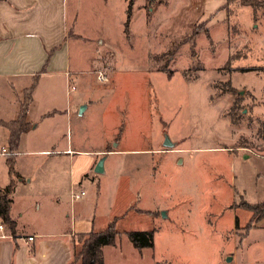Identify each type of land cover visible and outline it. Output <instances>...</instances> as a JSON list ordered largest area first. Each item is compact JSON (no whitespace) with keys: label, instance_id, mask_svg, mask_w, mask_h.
<instances>
[{"label":"rangeland","instance_id":"1","mask_svg":"<svg viewBox=\"0 0 264 264\" xmlns=\"http://www.w3.org/2000/svg\"><path fill=\"white\" fill-rule=\"evenodd\" d=\"M129 1H73L79 12V32L96 37V53L103 52L94 71L105 70L110 83L114 63L117 67L112 83L106 85L109 105L95 103L96 93L78 80L81 77L98 86L101 83L95 74H79L72 97L85 101L88 108L83 113L74 108L71 114L77 115L69 124L41 125L22 140L23 145L26 140L36 144L41 138L50 149L70 144L94 149L114 137L115 131L108 125L111 120L126 121L120 148L144 149L161 141L165 145L167 138L175 144L170 150L162 146L163 150L175 152V157H169L180 160L173 166L166 153L157 156L159 163L164 159V165L155 183L146 172L149 156H109V169L98 184L83 182L86 196L72 204L78 209L98 188V211H106L111 202L113 212L119 215L115 242H120L121 249L118 255L107 254V264L119 259L125 264H153L152 259L155 264H264V228L252 226L257 222H251L254 216L244 206V199L251 204L264 200V158L251 155L243 159L240 151L227 149L231 145L236 148L240 136V143L253 150L256 146L245 143L238 128L253 136H257L258 127L264 129L249 117L251 98L230 88L233 84L224 77L230 51L223 40L238 30L235 21L249 22L251 6L222 0L226 22L210 28L200 19L205 10L203 0H150L145 10L152 19L146 27L135 14L126 26ZM251 1L256 4L254 15H262L264 20V0ZM150 7L153 14L148 12ZM76 50L73 54L80 59L91 54L87 44ZM83 65L89 66L87 59ZM86 67L82 68L88 70ZM234 85H238L237 77ZM106 106L108 114L101 112ZM260 142L257 145L262 146ZM62 160L53 167L65 168V157ZM62 175L54 182L65 184L68 175ZM70 191L61 194L62 208L69 214ZM157 208H162L161 212L170 209L169 216L138 211ZM250 222L251 227L246 228ZM148 229L154 230V245L142 248L136 256L124 232Z\"/></svg>","mask_w":264,"mask_h":264},{"label":"crops","instance_id":"2","mask_svg":"<svg viewBox=\"0 0 264 264\" xmlns=\"http://www.w3.org/2000/svg\"><path fill=\"white\" fill-rule=\"evenodd\" d=\"M73 1L0 0V150L1 148L11 150L8 143L10 131L6 124L19 118L21 108L25 103V95L26 93L30 94L25 112L27 127L19 137L12 159L14 161V178L8 172V156L0 155V158H3V162L0 161V187H6L11 181L14 183L9 211L14 226L10 228L3 222L5 228L2 232L0 231V264H75L74 249L78 234L102 231L112 221H115L117 228V220L120 217L113 212L111 202H108L109 206L106 211H98L100 195L98 188L94 190V196L81 203L78 209H74L75 205H72L76 201L71 200L70 214L61 205V194L65 193V190L82 189L81 186L86 181L98 184L101 175L109 169L107 165L109 156L117 155L121 159H124L123 155L131 153L149 156L146 172L152 183L160 178V167L164 165V159L159 163L157 156H163L166 153L173 166L180 160L178 158L174 161L175 152L163 150L162 141L158 145L144 149L120 148L125 120L119 122L111 120L108 125L115 131L114 137L100 142V146L94 149H84L79 146L75 148L72 147V144L62 149H50L43 144L45 139L41 140V138L36 144L31 145L26 140L23 145L24 138L41 125L54 127L61 122L65 123V121L66 124H69V121L77 115L71 114L74 108H78V113H80V108L84 106L81 112L83 113L89 106L85 101L82 103L81 100L73 99V92L69 88V84H76L78 75L85 72L94 77L95 64L103 52L100 55L96 53L97 50L93 45L96 37L79 32L77 28L80 21L78 19L79 12L73 6ZM130 1L131 12L128 24L132 15L135 14L134 18L143 21L147 27L152 17L146 13L145 5L150 0H140L137 6H134L136 0ZM203 3L205 10L201 13L200 19L206 21L207 27L211 28L219 23L223 25L226 22L225 11L221 9L225 5L222 0H203ZM148 12L153 14V8H148ZM260 17L254 15V10L251 7L249 22L244 25L237 19L238 21L235 23L238 30L229 35L228 41L224 39L223 41L226 43L223 45H226L225 48L230 51V66L224 77L229 80L230 85L233 84L232 88L251 98L249 117H252L255 122H260L263 127L264 20ZM228 42L230 47L227 46ZM86 44L89 46L91 54L86 58L81 57V59L74 56L73 52ZM106 50L109 49H104V51ZM86 59L89 63L87 67L83 65ZM82 67H86L88 70ZM116 69L114 63L110 77L111 82L101 83L98 81L102 86L101 84L96 86L91 82L87 83L84 78H78L80 83L84 81L83 84H87V88L96 93L95 103L105 101L109 105L107 99L109 88L106 85L112 83ZM236 77L238 85H234ZM244 77L248 79L247 82ZM104 108V111L101 112L108 114L107 106ZM237 126L239 127V125ZM259 129L260 127L256 130L257 136ZM238 130L241 131L245 143L250 146L254 144L256 148L252 147V150L249 147H244L240 143L241 137L238 136L234 143L236 148L231 145L227 149L235 152L240 151L243 159H249L251 155L264 158V155L261 154V152L264 153V149L261 148H264V139L253 136L251 131L245 133L240 128ZM261 139L263 141L260 142ZM113 142H115L114 145ZM259 142L263 145H257ZM172 143V147H165V149H173L175 142ZM246 148L249 150L248 152H245ZM169 155L174 157L171 158ZM101 156L105 159L103 171L98 174L94 172V167ZM62 157H65L66 169L54 168V163L63 162ZM63 172L68 175L67 179L64 178L65 184L55 183V178L58 180L64 177ZM84 196H86V192ZM244 201L247 202L245 199ZM160 210L162 208L147 211L138 209L144 214L157 211L159 217L160 213H163L162 217L169 216L170 209L162 212ZM154 217L156 218V216ZM236 221L238 223V218ZM252 226L264 228V218ZM28 236H32V240H28ZM126 239V243L134 250L136 256L143 252V249L135 248L127 237ZM102 249L103 264H107V254L114 252L118 255V250L121 249L120 242H115L114 245H104ZM152 261L155 264L153 259ZM115 264L125 263L119 259Z\"/></svg>","mask_w":264,"mask_h":264},{"label":"trees","instance_id":"3","mask_svg":"<svg viewBox=\"0 0 264 264\" xmlns=\"http://www.w3.org/2000/svg\"><path fill=\"white\" fill-rule=\"evenodd\" d=\"M230 1V0H229ZM243 5H250L253 9L256 8V4L251 0H239ZM131 1L128 2L127 5V19H126V26L128 25V18L131 12ZM232 88V87H230ZM233 89V88H232ZM30 94L26 93L25 95V103L21 108L19 118L15 121L9 122L7 125L8 130L10 131L8 143L11 147L12 152L16 151L17 143L19 137L24 129L27 127L26 122V108L27 103L29 102L28 99ZM230 121L234 124L233 119L231 118ZM258 136L264 139V129L261 128L258 130ZM13 154H10L7 157L8 162V172L11 177L14 178L15 171H14V161ZM14 188V183L11 181L9 185L4 188L0 187V220L1 222L5 223L8 227L12 228L14 226V222L10 219L9 211H10V204L12 201L11 194ZM244 206L250 211V213L254 216L253 220L251 221H259L264 218V201L259 203L249 204L244 202ZM250 224L246 225V228L251 227ZM237 221L235 226H237ZM154 230H133L127 231L126 236L132 246L137 249L148 248L153 245V238H154ZM119 233L116 231L115 221L109 223L102 231L94 232L90 231L83 234H78L77 244L79 247H75L74 252V260L77 264H103V246L104 245H114L116 237Z\"/></svg>","mask_w":264,"mask_h":264},{"label":"built area","instance_id":"4","mask_svg":"<svg viewBox=\"0 0 264 264\" xmlns=\"http://www.w3.org/2000/svg\"><path fill=\"white\" fill-rule=\"evenodd\" d=\"M96 81H99L101 83L107 82L108 77L106 74V71L103 69H97V71H94ZM69 88L71 90H75L74 84H69ZM10 154H14V152L7 150L6 148H1L0 155L9 156ZM85 195V191L83 189H72L70 200L77 201L80 200ZM4 223L0 222V231L2 232L4 230ZM32 236H28V240H32Z\"/></svg>","mask_w":264,"mask_h":264},{"label":"water","instance_id":"5","mask_svg":"<svg viewBox=\"0 0 264 264\" xmlns=\"http://www.w3.org/2000/svg\"><path fill=\"white\" fill-rule=\"evenodd\" d=\"M83 108H84V106L80 108V113L82 112ZM165 139H166V141H167L168 143L165 144L164 147H166V148H170V147H172V146H173V143L170 142V141H168L167 138H165ZM99 159H100V160L97 162V164H96L95 167H94V172H95V173H98V174H101V172L103 171V163H104V159H105V158H104L103 156H101ZM162 214H163V213H162ZM162 214H161V215H162Z\"/></svg>","mask_w":264,"mask_h":264}]
</instances>
